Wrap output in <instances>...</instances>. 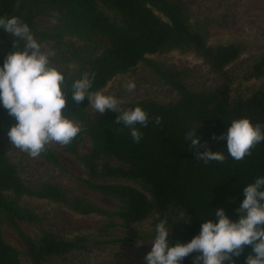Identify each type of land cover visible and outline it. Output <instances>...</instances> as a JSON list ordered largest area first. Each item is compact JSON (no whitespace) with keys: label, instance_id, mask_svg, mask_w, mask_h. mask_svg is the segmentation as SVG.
<instances>
[{"label":"trees","instance_id":"1","mask_svg":"<svg viewBox=\"0 0 264 264\" xmlns=\"http://www.w3.org/2000/svg\"><path fill=\"white\" fill-rule=\"evenodd\" d=\"M98 3L116 14L118 22L110 20ZM45 10L56 13L59 24L71 33L100 41L104 46L100 55L80 62L76 76L64 74L69 86L85 72H95L90 91H98L116 76L144 63L158 82L178 96L174 103L166 105L140 100L127 106L128 109L139 106L149 117L147 127L135 125L142 133L140 142L135 143L130 129L116 124L117 113L106 111L98 119L87 121V98L78 105L72 100L71 92L67 93L68 109L63 114L81 123L82 131L65 146V151L77 156L91 175L137 182L148 193L122 183L94 186L119 203L114 216L121 226L148 219L157 224L158 215L160 219L166 216L171 247L190 242L199 234L203 221L218 222L213 214L216 208L222 207L231 220H238L236 209L245 198L244 187L264 176V141L252 149L251 155L236 161L228 155L226 138L214 137L226 136L234 119L248 118L253 125L264 126V54L256 59L247 75L242 78L229 75L226 69L241 55V45H209L205 36L190 24L183 0H0V17H19L28 24L35 39L50 38L48 32L36 31L34 26V19ZM11 39L15 38L0 28V67L7 53L13 50ZM173 50L193 51L221 78L219 86L191 92L182 72L159 67L146 59L148 55ZM157 116L161 117L159 125L155 123ZM16 123L0 104V125ZM195 128L202 145L207 142L211 151L224 153L223 163L205 164L195 158L191 142L185 139L186 133ZM85 140L90 143V151L80 155V144ZM42 155L55 159L49 149ZM103 156L116 159L119 165L108 162L99 165L98 160ZM7 193L60 203L79 215L112 216L80 199L68 198L57 186L45 184L38 189L28 188L18 176L16 166L0 152V264H21L19 252L2 237V224L19 238L31 264H45L49 259L85 248L83 238L66 240L43 226L40 236L32 238L22 230L20 223L40 224L41 219L18 207L7 198ZM173 218L181 222L180 227L174 226ZM250 251L251 248L246 247L236 264H245ZM181 264H192V256Z\"/></svg>","mask_w":264,"mask_h":264},{"label":"rangeland","instance_id":"2","mask_svg":"<svg viewBox=\"0 0 264 264\" xmlns=\"http://www.w3.org/2000/svg\"><path fill=\"white\" fill-rule=\"evenodd\" d=\"M183 1L188 9L190 24L194 30L205 36L209 45H241V55L226 70L229 75L237 78L247 75L256 59L264 54V0ZM98 5L110 20L118 22L116 14L101 3ZM34 26L36 31L48 32L50 38L36 37V40L49 55L52 66L68 77L76 76L80 62L94 59L104 49L102 42L87 39L62 27L57 14L50 10L40 11L34 19ZM146 59L159 67L182 72L184 82L191 92L212 90L221 82V78L211 72L209 66L193 51L173 50L164 54L148 55ZM129 81L136 84L132 92L124 87ZM100 90L106 95L120 99L121 111L128 110L129 104L140 100H151L166 105L178 99L177 94L168 86L158 82L153 71L144 63L138 64L126 74L116 76ZM88 106L87 121H94L102 115L93 113L94 110ZM13 125L15 124L0 125V152L16 166L18 176L25 186L38 189L45 184L54 185L68 198L80 199L112 214L79 215L60 203L7 193V198L18 207L34 213L41 219L40 224L20 223L22 230L32 238H38L43 227L51 229L66 240L83 238L84 249L49 259L45 264H146L144 257L151 251V242L155 237L154 221L148 219L122 227L120 220L114 216L119 203L94 188L98 184L122 183L142 189L140 184L91 175L83 162L65 151V146L60 144L48 147L54 160L42 154L37 158L30 157L11 144L8 131ZM89 151L90 143L85 140L80 144V155ZM104 162L119 165L116 159L106 156L98 160L99 165ZM173 222L174 226H181L178 219L173 218ZM1 232L4 241L19 252L21 264H31L24 254L23 244L12 229L2 224Z\"/></svg>","mask_w":264,"mask_h":264},{"label":"clouds","instance_id":"3","mask_svg":"<svg viewBox=\"0 0 264 264\" xmlns=\"http://www.w3.org/2000/svg\"><path fill=\"white\" fill-rule=\"evenodd\" d=\"M0 28L15 38L11 39L13 50L7 53L0 67V104L17 121L8 131L15 148L37 158L49 146H67L77 137L82 131L80 123L63 114L68 109V92L78 105L87 98L93 113L117 112L116 124L129 128L133 142H140L142 133L135 125L147 127L149 123L148 114L141 107L121 111L122 101L117 97L106 95L102 90L90 91L96 79L95 72H85L69 86L64 73L52 66L49 55L42 50L28 24L19 17H0ZM124 87L132 92L136 84L129 81ZM155 123L159 125L161 117H155ZM262 128L264 126L253 125L248 118L234 119L226 136L214 139L226 138L228 155L240 161L264 141ZM196 130L191 129L185 135L191 142L195 158L205 164L210 161L223 163L224 153L211 151L207 142L202 145ZM201 147L205 150L199 151ZM243 194L245 198L236 209L238 220H231L222 207L216 208L213 214L218 217V222L203 221L199 234L190 242L171 247L167 239L171 231L167 217L160 219L158 215L151 251L144 257L146 264H181L189 256H192V264H236L246 247L251 251L245 257V264H264V176L246 185Z\"/></svg>","mask_w":264,"mask_h":264}]
</instances>
